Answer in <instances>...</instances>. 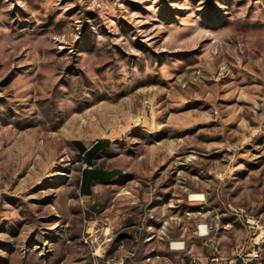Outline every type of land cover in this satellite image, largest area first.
Returning <instances> with one entry per match:
<instances>
[{
    "label": "rangeland",
    "instance_id": "rangeland-1",
    "mask_svg": "<svg viewBox=\"0 0 264 264\" xmlns=\"http://www.w3.org/2000/svg\"><path fill=\"white\" fill-rule=\"evenodd\" d=\"M248 219L264 249V0H0V264H160L205 223L230 254Z\"/></svg>",
    "mask_w": 264,
    "mask_h": 264
},
{
    "label": "built area",
    "instance_id": "built-area-1",
    "mask_svg": "<svg viewBox=\"0 0 264 264\" xmlns=\"http://www.w3.org/2000/svg\"><path fill=\"white\" fill-rule=\"evenodd\" d=\"M248 228L252 232L249 241L234 250L231 254L226 255L212 234V227L207 223L201 224V239L207 240V259L204 262L199 255L191 252L184 240L172 241L170 249L174 252L175 258L163 257L160 264H264L263 250L258 237H254L255 229L259 227L255 220H247ZM184 255V256H182Z\"/></svg>",
    "mask_w": 264,
    "mask_h": 264
},
{
    "label": "trees",
    "instance_id": "trees-1",
    "mask_svg": "<svg viewBox=\"0 0 264 264\" xmlns=\"http://www.w3.org/2000/svg\"><path fill=\"white\" fill-rule=\"evenodd\" d=\"M79 146V150L81 154L83 155V159L89 163L90 165L93 164V159L95 156L102 150L107 148L110 145V140L108 139H100L94 142L90 147H85L81 142H76ZM112 172H99V170L88 168L84 170L83 172V178L86 180V184L89 182V180H93L95 178H108V176ZM85 184V191H88L86 188L87 185Z\"/></svg>",
    "mask_w": 264,
    "mask_h": 264
},
{
    "label": "bare ground",
    "instance_id": "bare-ground-1",
    "mask_svg": "<svg viewBox=\"0 0 264 264\" xmlns=\"http://www.w3.org/2000/svg\"><path fill=\"white\" fill-rule=\"evenodd\" d=\"M190 199H202V194H199V193H191L190 194ZM196 232H197V235L198 236H201V225H199L198 230ZM203 240H204V245L207 248V240L206 239H203ZM263 259H264V256H263Z\"/></svg>",
    "mask_w": 264,
    "mask_h": 264
},
{
    "label": "crops",
    "instance_id": "crops-1",
    "mask_svg": "<svg viewBox=\"0 0 264 264\" xmlns=\"http://www.w3.org/2000/svg\"><path fill=\"white\" fill-rule=\"evenodd\" d=\"M112 175V173L108 176V178H110V176ZM95 179H99V178H95ZM200 225V224H199ZM198 225V226H199ZM186 243V242H185ZM188 247V246H187ZM191 252H193V248H188ZM262 250H263V256H264V249L262 248ZM194 253V252H193ZM194 254H196V255H199L201 258H202V260L205 262L206 261V257H207V254H208V252H207V250H205V251H202V253H194ZM225 254V253H224ZM231 254V253H230ZM226 255H229V254H226ZM153 263L154 264H158V262H156V260H153Z\"/></svg>",
    "mask_w": 264,
    "mask_h": 264
}]
</instances>
